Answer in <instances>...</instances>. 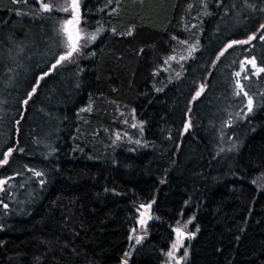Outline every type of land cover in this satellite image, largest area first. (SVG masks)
Listing matches in <instances>:
<instances>
[{"label":"trees","instance_id":"obj_1","mask_svg":"<svg viewBox=\"0 0 264 264\" xmlns=\"http://www.w3.org/2000/svg\"><path fill=\"white\" fill-rule=\"evenodd\" d=\"M105 4L82 1L83 30H102L52 69L64 14L0 0V153L23 149L0 166V264H163L189 221L180 264H264V72L241 78L251 112L235 75L243 56L264 67V0ZM184 40L194 52L169 80L160 65Z\"/></svg>","mask_w":264,"mask_h":264},{"label":"snow or ice","instance_id":"obj_2","mask_svg":"<svg viewBox=\"0 0 264 264\" xmlns=\"http://www.w3.org/2000/svg\"><path fill=\"white\" fill-rule=\"evenodd\" d=\"M23 2L28 3V0H23ZM112 2H113V0H106L105 7H107V5L112 3ZM36 3L38 4V7L42 12H50L53 10L52 5H50L49 3L42 2V0H36ZM80 7H81V0H70V2H69V0H65L64 4L62 6H58V10L62 11L64 13H69L71 15V19L64 20L60 24L59 31L62 35H64L66 37V39L63 43L64 51L62 54L59 55V57L56 59L55 63L51 66L52 69H55L58 65H60L64 61H71L74 54H78L81 50V47L86 46L88 42L94 41L96 39L98 32L102 30V29L98 28L97 32L87 33V32H84L82 29L79 28V25L82 22ZM101 11H103V9H101ZM113 11H115V9H113ZM260 30H264V24L260 25V29H258V31H260ZM129 34H131V33H129ZM255 38H256V33H253L252 35L248 36V38L245 40H233V41H231V43H229L226 46L225 51L228 48H232L234 45L249 44ZM259 38L261 40H264V34H261ZM82 42H83V44H82ZM222 55H224L223 51L220 53V56H222ZM170 59H175V57H170ZM181 59H184V57H181ZM217 59H219V56L217 57ZM244 63L250 64L253 69H256V72L254 74L264 72V67L257 68L256 60L254 57L251 60L245 61ZM47 75H48V73H44V76H47ZM235 75L237 77H239L241 75V73L237 72ZM244 78L248 79L247 76H245ZM41 79H43V77H41ZM236 83L240 89V91L236 92V95L239 96V95H241V93H243L244 96L248 97L247 109L249 112H251L252 107H253V98L251 96H248L247 92L243 91V85L240 83L239 80H237ZM203 90H204V85H200V89H199V91L196 92L193 99H196V97L200 96L201 93L203 92ZM35 91H36V89L34 87L32 89V92L28 94L29 99L31 98L32 94ZM23 103L25 105H27L28 99H25L23 101ZM86 110H91V108L89 107ZM17 123H19V121H17ZM135 126L136 125H133V127H135ZM188 127H190V124L185 126V131H187ZM16 150L21 151V152L23 151V149H14L12 147H9L6 152L0 153V155L3 156V159L0 160V166L6 165L9 161V157ZM32 171H33V174L37 177H40L43 175L41 172H36L35 170H32ZM10 179H12V178L9 177L7 179H0V191H4V186L8 183V180H10ZM43 182H44L43 180L40 181L41 184H43ZM0 203H2V202H0ZM3 207L7 208V205L4 204ZM141 207H143V205ZM140 223L143 224L144 221L141 220ZM189 223H190V221H189ZM178 224H179V222H178ZM175 231L177 233L178 240L184 236V233L182 232L181 227H177L175 229ZM133 232H135V229H133ZM130 239H132V237H130ZM134 239H135L136 243H140L142 237H135ZM177 248H178V244L174 243L172 245V250L167 252L166 255L169 258H172L174 256V252L177 250ZM126 255H127V253H126ZM186 255H187V253H185V256ZM124 264H127V261H124Z\"/></svg>","mask_w":264,"mask_h":264},{"label":"rangeland","instance_id":"obj_3","mask_svg":"<svg viewBox=\"0 0 264 264\" xmlns=\"http://www.w3.org/2000/svg\"><path fill=\"white\" fill-rule=\"evenodd\" d=\"M82 1L83 0H81V4H82ZM42 2L49 3L50 5H52L53 11H59L58 6H62L64 4L65 0H42ZM69 2H70V0H69ZM37 7H38V4H37ZM38 9H39V7H38ZM80 10H81V7H80ZM60 12L63 13L64 16L66 17L65 20L71 19V15L69 13H64L62 11H60ZM79 28L83 30L81 25H79ZM181 44L182 45L180 47H178L177 49H175L173 51V53H171V54H169V56L165 57L164 60L162 61L161 65H160V70L165 72L168 75L169 80L174 79L175 77H178L180 75V73L182 71L183 63L194 52L195 45L193 43L189 44L188 41L184 40V41H182ZM170 57H175V59H170ZM181 57H184V59H181ZM252 58H253L252 56L241 57V60L239 61V65H238L239 67L237 70V72H240L241 75L238 77L239 78L238 80L242 84L241 78H244L245 76H247L248 79L246 81V84L249 85L250 87L251 86L256 87V84L251 83L250 79H249V73L251 72L254 74L256 72V69H253L250 64L244 63L245 61L251 60ZM248 66H250V68ZM259 67H262V66L257 65V68H259ZM260 74L261 73L255 74V76H259ZM243 91H244V88H243ZM247 99H248V97L246 96L245 106H246V111L249 112L247 109ZM118 110L119 111L117 113V117H118V114H122L121 113L122 109L119 108ZM119 116L121 117V115H119ZM129 121H130V119L127 118V115H125L123 118L121 117V123L123 126H126L128 129H131L134 131L138 130V128L140 127V124L135 122V121H133L132 123H129ZM133 125H136V126L133 127ZM112 138H113L114 142L121 143L124 140L128 141L129 136L127 133H124L122 130L118 129L117 131H115L114 135H112ZM130 141H132L134 144H138L139 138L136 137L135 139H131ZM0 192H2V191H0ZM141 206L137 210V220H136L137 230L139 233H145L148 224L151 223L153 220H155L156 217L151 211V203L150 202L148 204H144L143 207H141ZM141 220L144 221L143 224L140 223ZM189 224L190 223H186V224L181 223L177 226V227H181V230L184 233V236L178 240L177 233L175 231V238H174V241L171 244V247L168 250V252L172 250V245L174 243L178 244V248L174 252V256L172 258H169L166 255V258H165V261L163 262V264H180L179 261H184L187 258L189 244H190L192 238L194 237V233L191 231V227L189 226ZM185 253H187L186 256H185Z\"/></svg>","mask_w":264,"mask_h":264}]
</instances>
